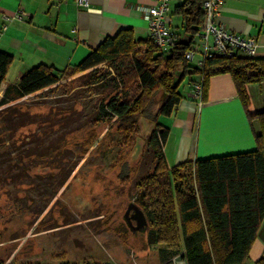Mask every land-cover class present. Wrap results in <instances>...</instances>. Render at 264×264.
<instances>
[{
	"label": "trees",
	"instance_id": "1",
	"mask_svg": "<svg viewBox=\"0 0 264 264\" xmlns=\"http://www.w3.org/2000/svg\"><path fill=\"white\" fill-rule=\"evenodd\" d=\"M201 2L183 0L175 7L182 18V35L176 37L168 51H161L149 36L135 37L133 29L125 27L113 37L104 38L75 65L58 68L41 63L23 72L16 83L7 85L0 98V182L36 185L38 181V186L50 188L48 196L40 203L34 201L29 210L38 213L45 209L77 165L78 157L72 159L75 151L65 146V136L78 126H72L76 118L69 121L66 124L72 127L52 143L47 139L55 131L45 127L42 135L33 131L16 138L20 127L37 119L22 103L9 102L49 90L77 73L91 75L88 84L103 83L110 72L97 66L105 63L114 72L112 94L89 123L115 118L117 132L124 136L134 133L141 119L151 124L147 145L155 162L152 172L137 183L134 201L147 218L149 242L164 244L169 258L180 255L187 264L244 263L264 219V111L249 112L245 86L264 79V57L243 52L230 57L213 56L205 60L203 67L186 60L184 53L202 23ZM11 61L12 55L0 50V83ZM219 72L232 76L247 117L260 120L261 133L255 136V149L168 167L162 149L168 129L158 122L159 115L173 112L181 99L178 87L186 79L192 82V74L202 77L204 100L209 76ZM134 83L139 92L130 96L128 91ZM155 105L158 107L153 114L150 109ZM60 119L54 123L63 124ZM94 136L91 129L82 144L88 145ZM84 146L79 147L80 156L87 152ZM181 169L185 170L184 177L179 175ZM129 170L126 163L122 164L121 181H127ZM255 264H264V255Z\"/></svg>",
	"mask_w": 264,
	"mask_h": 264
},
{
	"label": "rangeland",
	"instance_id": "2",
	"mask_svg": "<svg viewBox=\"0 0 264 264\" xmlns=\"http://www.w3.org/2000/svg\"><path fill=\"white\" fill-rule=\"evenodd\" d=\"M97 67L110 72L103 83L88 84L91 75L77 73L49 90L9 102L22 103L37 119L20 127L16 138L33 131L42 135L45 127L55 131L47 139L52 143L77 125L66 133L65 146L75 151L72 159L78 157L79 161L38 213L29 210L30 204L47 197L49 187L38 186V181L36 185L0 182V264H172L164 244L149 242L148 227L144 232H132L124 220L128 203L135 201L137 183L153 170L155 160L147 145L151 124L141 119L138 129L124 136L117 132L115 118L89 123L113 89V70L105 63ZM186 86L183 81L178 91L182 94ZM138 92L134 83L128 95ZM157 107L150 112L154 114ZM59 111L63 112L57 114ZM58 118L63 124L54 123ZM75 118L72 126L66 124ZM91 129L95 136L84 146ZM82 146L87 152L80 156ZM124 163L130 168L125 182L119 177ZM179 175L184 177L185 170Z\"/></svg>",
	"mask_w": 264,
	"mask_h": 264
},
{
	"label": "crops",
	"instance_id": "3",
	"mask_svg": "<svg viewBox=\"0 0 264 264\" xmlns=\"http://www.w3.org/2000/svg\"><path fill=\"white\" fill-rule=\"evenodd\" d=\"M154 0H88L86 6L74 0H0V24L3 13L24 11L26 18L11 21L0 32V50L12 55L3 81L0 98L7 85L16 83L31 67L45 63L58 68L75 65L106 37L131 27L137 38L148 36L143 8ZM172 1L171 32L182 35V18ZM218 20L228 29L255 42L254 57H264V0H224ZM194 64V63H193ZM186 81L181 99L169 115L158 122L168 129L163 154L168 167L184 161L247 152L256 147L261 133L259 118H248L238 97L232 76L214 73L207 80L206 98L200 104L190 95L199 73ZM189 85V86H188ZM249 112L264 111V79L246 84ZM264 255V219L258 227L243 264H255ZM172 264H187L179 255Z\"/></svg>",
	"mask_w": 264,
	"mask_h": 264
},
{
	"label": "built area",
	"instance_id": "4",
	"mask_svg": "<svg viewBox=\"0 0 264 264\" xmlns=\"http://www.w3.org/2000/svg\"><path fill=\"white\" fill-rule=\"evenodd\" d=\"M79 5L86 6L88 0H74ZM173 0H154L152 4L143 8L144 18L147 22L148 36L161 51H168L176 36L171 32V11ZM224 0H202V23L195 35L193 43L184 53V58L194 62L198 67H203L205 60L213 56L230 57L238 52L253 56L255 42L250 37L231 31L218 20ZM26 18L24 11L3 13L1 15L0 32L11 21H20ZM190 95L197 104L202 102L203 82L192 83Z\"/></svg>",
	"mask_w": 264,
	"mask_h": 264
},
{
	"label": "water",
	"instance_id": "5",
	"mask_svg": "<svg viewBox=\"0 0 264 264\" xmlns=\"http://www.w3.org/2000/svg\"><path fill=\"white\" fill-rule=\"evenodd\" d=\"M131 211L132 213H130ZM124 220L132 232H144L147 228V218L145 216V213L134 202L128 203L124 212Z\"/></svg>",
	"mask_w": 264,
	"mask_h": 264
}]
</instances>
